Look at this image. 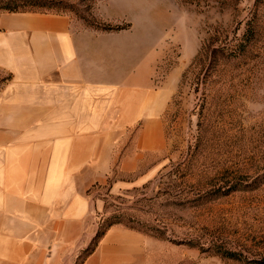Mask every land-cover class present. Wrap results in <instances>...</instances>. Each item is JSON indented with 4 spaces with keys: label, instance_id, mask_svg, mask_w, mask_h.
<instances>
[{
    "label": "rangeland",
    "instance_id": "rangeland-1",
    "mask_svg": "<svg viewBox=\"0 0 264 264\" xmlns=\"http://www.w3.org/2000/svg\"><path fill=\"white\" fill-rule=\"evenodd\" d=\"M203 1L197 7L187 0H0L17 11L67 15L124 43L131 61L155 62L153 88L171 92L163 146L142 152L123 178L133 183L151 175L116 191L115 169L113 180L90 189L102 202L96 232L113 223L140 233L145 264L264 261V0ZM254 13L258 57L256 51L231 62L233 74L220 80L206 78L205 68L182 79L210 33L239 37ZM10 78L0 68V90Z\"/></svg>",
    "mask_w": 264,
    "mask_h": 264
},
{
    "label": "crops",
    "instance_id": "crops-1",
    "mask_svg": "<svg viewBox=\"0 0 264 264\" xmlns=\"http://www.w3.org/2000/svg\"><path fill=\"white\" fill-rule=\"evenodd\" d=\"M125 49L67 15L0 13V264H74L102 209L90 189L115 169L116 191L151 175L123 178L163 146L171 92ZM143 246L114 225L84 264H145Z\"/></svg>",
    "mask_w": 264,
    "mask_h": 264
},
{
    "label": "trees",
    "instance_id": "trees-1",
    "mask_svg": "<svg viewBox=\"0 0 264 264\" xmlns=\"http://www.w3.org/2000/svg\"><path fill=\"white\" fill-rule=\"evenodd\" d=\"M187 1L191 4H195L197 7L205 4L204 1L200 2V0ZM7 5L8 4L6 3H1L0 10L14 13L26 12L17 11L16 7L10 8ZM255 17L256 13L252 14L251 17H246V21L243 22V31L239 37L233 36L231 39H229V37L224 36L217 28L212 33H210V35L202 41L201 46L191 61L189 67L182 74V79L189 72H194V70L197 69L200 71V69L205 68L206 78L210 77L211 79L214 77L217 80H220L227 71L230 74H233V72L228 69V66L231 62H240L242 59H249L250 54L252 55L256 51V56L258 57L260 47L257 46V44L261 40H257L256 37L257 30L259 28V21ZM234 34H236V32H234ZM197 75H199V73ZM112 225L113 223H110L104 229H98L88 246L82 250V253L78 254L77 257L82 256V264L95 251L107 230ZM258 264H264V261L259 262Z\"/></svg>",
    "mask_w": 264,
    "mask_h": 264
}]
</instances>
